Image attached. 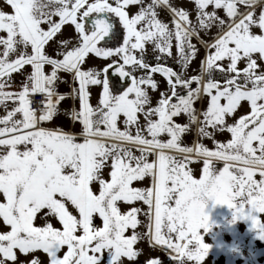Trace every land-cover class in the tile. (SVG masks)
I'll list each match as a JSON object with an SVG mask.
<instances>
[{"label":"snow or ice","instance_id":"1","mask_svg":"<svg viewBox=\"0 0 264 264\" xmlns=\"http://www.w3.org/2000/svg\"><path fill=\"white\" fill-rule=\"evenodd\" d=\"M2 4L0 264H201L208 200L264 239V0Z\"/></svg>","mask_w":264,"mask_h":264},{"label":"rangeland","instance_id":"2","mask_svg":"<svg viewBox=\"0 0 264 264\" xmlns=\"http://www.w3.org/2000/svg\"><path fill=\"white\" fill-rule=\"evenodd\" d=\"M112 1L114 3V0ZM179 2V0H173V3L175 4H179ZM0 7H3L2 0H0ZM4 10L10 9L5 7ZM258 11L259 9H257V12ZM160 18L165 21L169 19L168 15L163 11L160 12ZM54 19L57 18L54 17ZM62 32L64 37H68L72 34V29L63 27ZM58 38H60V34H57L56 39ZM205 38L207 39L208 37ZM49 51L51 52V49H49ZM204 55V49L201 48L199 56L192 62L191 69H189L190 72L197 68L199 59ZM12 75L14 78L15 87V85L19 84L21 78L17 73ZM65 78L70 79L67 76ZM157 78L161 79L159 75H157ZM71 86H74V82L70 84L61 83L58 87V91L68 92L70 91ZM161 87H164V82L162 79ZM91 102L93 104L96 102L95 90ZM72 104L73 101L71 99H66L62 102L61 108H68ZM9 107H11V102H9ZM196 107L200 108L202 105L197 104ZM3 114L4 108L0 106V115ZM182 119L183 118H181V120ZM55 123L64 127L69 126L67 120H65L63 117L58 118ZM228 135L229 134L225 133L223 136L218 135L217 138L223 141ZM204 143L210 147L212 146L211 142L208 140H205ZM196 166L197 165L195 162L190 165V167ZM222 166L223 162H216L214 171L218 172ZM255 178H259L258 174ZM204 210L209 216L210 227L207 231L201 229L200 233L204 243L208 244L210 247L201 264H264V239L259 237L256 229L252 227L250 220L238 219L233 221V209L229 208L227 205L214 204L211 200L206 202ZM140 218L143 219V217ZM37 223H39V221H37ZM130 233L131 229H129L125 234L127 235ZM134 247L142 248V254L138 255V257L131 262L127 261V258H125V264H145L146 259L149 257L159 258L163 261V264H174L171 258L163 250L159 248H152L147 244L146 240L139 242L137 245H134ZM37 254L42 258L46 255L39 250H37ZM17 256L21 260L29 259L27 255L20 254L18 250ZM9 264H11V262H9ZM190 264H196V262L192 261Z\"/></svg>","mask_w":264,"mask_h":264},{"label":"water","instance_id":"3","mask_svg":"<svg viewBox=\"0 0 264 264\" xmlns=\"http://www.w3.org/2000/svg\"><path fill=\"white\" fill-rule=\"evenodd\" d=\"M87 27L89 28V30L91 29V24H88Z\"/></svg>","mask_w":264,"mask_h":264},{"label":"flooded vegetation","instance_id":"4","mask_svg":"<svg viewBox=\"0 0 264 264\" xmlns=\"http://www.w3.org/2000/svg\"><path fill=\"white\" fill-rule=\"evenodd\" d=\"M180 1V0H179Z\"/></svg>","mask_w":264,"mask_h":264}]
</instances>
